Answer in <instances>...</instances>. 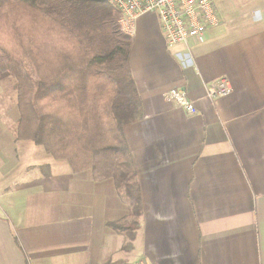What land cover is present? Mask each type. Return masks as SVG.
I'll return each instance as SVG.
<instances>
[{"label": "crops", "instance_id": "obj_1", "mask_svg": "<svg viewBox=\"0 0 264 264\" xmlns=\"http://www.w3.org/2000/svg\"><path fill=\"white\" fill-rule=\"evenodd\" d=\"M212 2L220 25L188 48L167 45L154 13L136 22L143 117L125 137L141 216L129 252L107 226L132 217L113 181L17 140L15 82L0 79V264H264V0ZM221 78L230 93L206 99ZM171 89L197 113L167 102Z\"/></svg>", "mask_w": 264, "mask_h": 264}, {"label": "trees", "instance_id": "obj_2", "mask_svg": "<svg viewBox=\"0 0 264 264\" xmlns=\"http://www.w3.org/2000/svg\"><path fill=\"white\" fill-rule=\"evenodd\" d=\"M118 18L105 0H0V79L15 82L17 140L41 146L74 173L113 181L132 217L107 226L125 236L129 252L141 196L125 128L143 107L132 40Z\"/></svg>", "mask_w": 264, "mask_h": 264}, {"label": "built area", "instance_id": "obj_3", "mask_svg": "<svg viewBox=\"0 0 264 264\" xmlns=\"http://www.w3.org/2000/svg\"><path fill=\"white\" fill-rule=\"evenodd\" d=\"M119 12L118 25L121 33L132 38L137 19L147 13H154L160 32L169 47L183 45L188 48L191 40L201 41L206 32L220 25L212 0H105ZM227 79L205 85V97L213 100L230 93ZM164 99L185 113H197L194 103L183 90L166 91ZM147 264V263H140Z\"/></svg>", "mask_w": 264, "mask_h": 264}, {"label": "rangeland", "instance_id": "obj_4", "mask_svg": "<svg viewBox=\"0 0 264 264\" xmlns=\"http://www.w3.org/2000/svg\"><path fill=\"white\" fill-rule=\"evenodd\" d=\"M14 93H15V90H14Z\"/></svg>", "mask_w": 264, "mask_h": 264}]
</instances>
